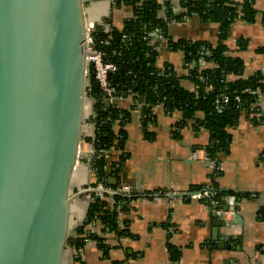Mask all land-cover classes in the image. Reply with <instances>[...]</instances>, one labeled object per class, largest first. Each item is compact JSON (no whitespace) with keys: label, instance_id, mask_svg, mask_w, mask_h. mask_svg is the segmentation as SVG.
<instances>
[{"label":"crops","instance_id":"1","mask_svg":"<svg viewBox=\"0 0 264 264\" xmlns=\"http://www.w3.org/2000/svg\"><path fill=\"white\" fill-rule=\"evenodd\" d=\"M82 1L85 20L96 24L121 27L132 14L129 7L111 8L106 0ZM168 1L171 5L179 4L178 0ZM250 1L257 12L254 20H235L225 41L228 54L242 61L243 78L257 73L264 75V0ZM166 34L173 41L216 45L218 24L193 16L171 21ZM167 38L157 48L156 66L161 69L169 64L180 74L182 53L169 50ZM227 79L233 81L237 77L229 75ZM181 84L187 90L194 89L188 80H182ZM130 104V97L116 103L123 110H129ZM261 112H264V94L258 99L256 121L241 114L237 124L228 130V151L217 155L223 162L215 180L217 188L244 196L229 206L235 211L223 220L218 209L188 196L191 190L211 183L207 164L191 157L193 150H199L202 157L209 144V130L204 127L195 130L189 122L178 136H173L172 128L177 120L157 107L153 109L154 121L147 126L149 134L145 136L139 108L130 110L123 125L122 150L116 148L117 157L122 155L124 160L117 175L108 177L115 178L116 183L107 182L106 186L112 189L129 186L140 191L142 197L127 198L118 207V227L126 230L120 236L103 232L99 224L84 225L89 193L72 201L68 238H73L79 226L103 238V249L95 240L85 242L80 251L84 264H264V116ZM89 182L85 160L76 163L70 193L87 188ZM170 250L174 251V260ZM74 254L67 244L63 264H77Z\"/></svg>","mask_w":264,"mask_h":264},{"label":"water","instance_id":"2","mask_svg":"<svg viewBox=\"0 0 264 264\" xmlns=\"http://www.w3.org/2000/svg\"><path fill=\"white\" fill-rule=\"evenodd\" d=\"M85 22L82 0H0V264H63L71 203L94 191L70 193L80 158L89 172Z\"/></svg>","mask_w":264,"mask_h":264},{"label":"trees","instance_id":"3","mask_svg":"<svg viewBox=\"0 0 264 264\" xmlns=\"http://www.w3.org/2000/svg\"><path fill=\"white\" fill-rule=\"evenodd\" d=\"M125 6L132 10V14L123 21L121 27L111 26V31L106 33L102 26H97L94 38L96 48L105 54L104 61L117 66L116 72L108 76L109 82L115 86L119 95L135 96L129 110L120 109L116 104L106 107L92 74H89L90 86L86 91L87 96L95 101L94 117L91 119L94 132L93 139H86L93 142L96 150L89 162L92 172L89 186H95L97 180H104L106 185L109 176L117 175L124 156L117 157V167L108 171L109 162L104 156V151L112 147L122 150L125 140L123 125L129 119L130 110L139 108L145 136L149 134L147 126L154 121L153 109L157 106L170 115L176 113L179 116L172 128L173 136H178L179 131L189 122L195 130L200 127L208 129L210 140L204 150L209 158H215L219 153L228 151V130L237 124L241 114L244 113L247 118L256 121L258 99L264 94V75L257 73L243 78L242 61L230 56L225 45L230 26L235 20H254L257 12L250 0H179V7L183 12L178 14L172 11L168 0L162 3L157 0H114L112 8ZM159 11L164 15L159 14ZM193 16L203 22L218 24L216 45L204 41H173L167 38L168 21H184ZM155 28L163 32L173 51L182 53L184 62H192L190 76L177 74L169 64L163 65L161 69L156 66L157 49L155 44L150 42L149 36ZM203 49L209 52L203 57L207 63L205 67L197 63L199 52ZM229 75L236 76L237 79L230 81L227 79ZM182 80L190 81L194 89L187 90L181 84ZM220 93L228 95L230 99L222 109H215L214 99ZM235 95L239 96V102L234 100ZM213 177L215 175L210 174V179ZM212 184L219 191L216 195L218 200L227 195H234L239 199L244 197L218 189L214 180ZM111 200L112 205L109 206L108 201L93 197L87 208L84 225L93 221L94 225L102 226L103 232H112L116 236L126 234V230L118 227L117 209L127 199L114 196ZM76 234L75 238L67 239V244L75 251V263L84 264L80 251L85 242L95 240L99 248L103 249V238L82 226L77 228ZM170 254L174 260V251L170 250Z\"/></svg>","mask_w":264,"mask_h":264},{"label":"built area","instance_id":"4","mask_svg":"<svg viewBox=\"0 0 264 264\" xmlns=\"http://www.w3.org/2000/svg\"><path fill=\"white\" fill-rule=\"evenodd\" d=\"M106 1L110 5V7L112 8L114 0H106ZM178 2H179V0H178ZM178 6H179V4H178ZM178 6L172 5V8H171L172 11L176 14L183 12V9L178 7ZM159 12L161 13V11H159ZM172 21H175V20H172ZM170 22L171 21H168L167 23H170ZM97 26H102L104 32H106V33H109L111 31L110 25H105L103 23L96 24V23H93L91 21L85 22L86 49L89 52V54L86 57L87 77L89 78V74H92V76H93V78H94V80H95V82H96V84L100 90V93H101L100 97H101L102 102L108 101L109 105L116 104L118 101H120L126 97H130L131 102H132L133 96H135L134 94H129L127 96L119 95L117 93L115 86H113L108 80V76L116 72L117 66L114 63L104 61V56H105L104 52L96 48V43H95L96 40L94 38V30ZM149 36L151 37L150 42L152 44H155L156 49L160 46V42L165 39L163 36V32L159 28H155L153 31H151L149 33ZM174 41H176V40H174ZM167 48L169 50H172L169 47L168 43H167ZM199 53H200V57L197 59V63L201 67H205L207 63L205 62L203 57L208 55L209 52L207 50L203 49ZM190 64H192V62L191 63L184 62L182 59V68H181V73H180L181 75H184L187 77L190 76V69L192 67ZM229 99H230V97L228 95H225L223 93L218 94L215 97L214 103H213L215 109H222L229 102ZM234 100L239 102L240 101L239 96L235 95ZM157 107L161 108L160 106H157ZM164 112L166 115L171 116L172 118H174L176 120L179 119V116L176 113H172L170 115V113H167L166 111H164ZM93 117H94V111H93V113H91L90 110L88 109V114L86 116L88 121H87V124H85V127L87 130L85 131V128L83 125L84 133H83V135L81 137V141H80V144L84 143L88 146V151H86V153L88 154V163L90 162L92 155L96 153V150L93 147V142L92 141L89 142L86 139V138L93 139L94 125L91 122V119ZM104 156L107 159V161L109 162L108 171L113 170L114 167H117L116 162H117L118 158H117L116 148L112 147V148L105 150ZM191 157L194 159L199 158L204 163H206L208 168L210 169L211 175H215V177H213V179H210L211 183L208 186L201 188V189L191 190L189 192L188 196L192 199H196V200H199L202 202H206L208 206H227V207H229L231 205H235L237 203V201L239 200V198H237L234 195L224 196L221 200H218L216 198V195L219 193V191L213 186L212 182H213V180L215 181L217 179V177L220 175V173L222 171L223 162L221 161V159L218 157L209 158L208 155L206 154V152H203V155L201 157V156H199V150H193L191 153ZM79 160H83V159L80 158ZM78 161H77V163H78ZM88 173H89V179H91L92 172L90 171V169H89ZM87 188L94 190L93 192L89 193L90 202L93 199V197H95V198H98L99 200L108 201L109 206L112 205L111 199L114 197L111 194H109L111 192L115 193V195H117L119 197L126 198V199L127 198L137 199V198L142 197V195H141L142 193L140 191H137V190H135L129 186H120V187L114 188V189H112L111 187H107L104 183V180H97L95 183V186H89L88 185ZM109 208H112V207H109ZM217 211H218L219 216L223 220L225 218H227L228 215H230L232 213L229 210L223 211L221 209H218ZM89 224L94 225L93 221ZM79 227H81V226H79ZM74 237H76V234L73 235V238Z\"/></svg>","mask_w":264,"mask_h":264},{"label":"rangeland","instance_id":"5","mask_svg":"<svg viewBox=\"0 0 264 264\" xmlns=\"http://www.w3.org/2000/svg\"><path fill=\"white\" fill-rule=\"evenodd\" d=\"M85 21H89V20H85ZM91 22H93V21H91ZM93 23H95V22H93ZM88 109H89V105H88V103H86L85 104V118H84V122H83L84 123L83 125H84V128H85V131L87 130L86 127H85V124H87V121H88L87 118H86V116L88 114ZM83 161H84V159L83 160H79L78 161V164L83 163Z\"/></svg>","mask_w":264,"mask_h":264},{"label":"bare ground","instance_id":"6","mask_svg":"<svg viewBox=\"0 0 264 264\" xmlns=\"http://www.w3.org/2000/svg\"><path fill=\"white\" fill-rule=\"evenodd\" d=\"M79 152H86V151H88V146L86 145V144H84V143H81L80 145H79Z\"/></svg>","mask_w":264,"mask_h":264}]
</instances>
